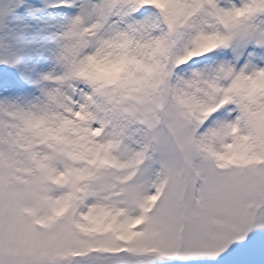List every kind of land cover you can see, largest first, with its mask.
<instances>
[{
	"label": "snow or ice",
	"instance_id": "1",
	"mask_svg": "<svg viewBox=\"0 0 264 264\" xmlns=\"http://www.w3.org/2000/svg\"><path fill=\"white\" fill-rule=\"evenodd\" d=\"M0 264H264V0H0Z\"/></svg>",
	"mask_w": 264,
	"mask_h": 264
}]
</instances>
